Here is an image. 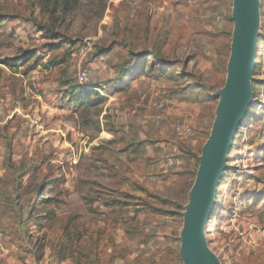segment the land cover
<instances>
[{
	"label": "rangeland",
	"instance_id": "rangeland-1",
	"mask_svg": "<svg viewBox=\"0 0 264 264\" xmlns=\"http://www.w3.org/2000/svg\"><path fill=\"white\" fill-rule=\"evenodd\" d=\"M233 8L82 0L56 20L38 0H0V264H186L181 233L228 81ZM259 16L254 100L205 228L220 264H264V116L250 114L264 112V0ZM82 73L100 105L72 101Z\"/></svg>",
	"mask_w": 264,
	"mask_h": 264
},
{
	"label": "water",
	"instance_id": "water-1",
	"mask_svg": "<svg viewBox=\"0 0 264 264\" xmlns=\"http://www.w3.org/2000/svg\"><path fill=\"white\" fill-rule=\"evenodd\" d=\"M261 0H234L233 44L222 102L216 122L200 156L181 233V252L186 264H220L206 242L205 228L215 207L220 176L227 164L233 139L253 103L252 75L258 46Z\"/></svg>",
	"mask_w": 264,
	"mask_h": 264
},
{
	"label": "trees",
	"instance_id": "trees-1",
	"mask_svg": "<svg viewBox=\"0 0 264 264\" xmlns=\"http://www.w3.org/2000/svg\"><path fill=\"white\" fill-rule=\"evenodd\" d=\"M42 6V10L47 11L56 20L59 18L72 16L73 13L77 11L80 7L82 0H38ZM3 15L0 13V24L3 21ZM42 25V23L38 22ZM43 26V25H42ZM46 27V26H43ZM71 99L74 103H77L79 106H95L102 103L101 93L98 90V85H76L74 86L71 92ZM254 119H260L264 116V112L258 117L254 112L250 111Z\"/></svg>",
	"mask_w": 264,
	"mask_h": 264
},
{
	"label": "built area",
	"instance_id": "built-area-1",
	"mask_svg": "<svg viewBox=\"0 0 264 264\" xmlns=\"http://www.w3.org/2000/svg\"><path fill=\"white\" fill-rule=\"evenodd\" d=\"M88 80H89V77L87 73H82L79 76V82L84 86H90L89 83L87 82ZM98 90L100 91L102 95H104L103 89L100 86H98ZM177 130L186 136H189L192 134V129L190 127L178 126ZM168 162H169V165H174L178 162V158L172 155L171 157L168 158Z\"/></svg>",
	"mask_w": 264,
	"mask_h": 264
}]
</instances>
